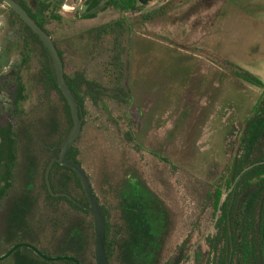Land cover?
I'll use <instances>...</instances> for the list:
<instances>
[{
  "label": "trees",
  "instance_id": "1",
  "mask_svg": "<svg viewBox=\"0 0 264 264\" xmlns=\"http://www.w3.org/2000/svg\"><path fill=\"white\" fill-rule=\"evenodd\" d=\"M13 1L51 37L80 116L90 106L110 121L114 119L113 110L124 112L131 104L127 81L131 15L139 14L143 22L148 21L161 10L141 15L145 7L170 0H68L74 7L71 12L59 11L60 6L44 0ZM78 2L81 13L76 10ZM8 10L16 25L9 42L19 46L20 64L9 104L4 112L0 108V256L16 244H27L46 257L69 256L80 264H95L90 214L66 197L52 196L45 184L46 167L57 158L72 128L68 105L58 89L44 46ZM109 10L129 16L85 31V40L79 37L90 47L85 56L53 39L51 25L63 23L59 12L74 20H93ZM0 63L1 68L2 59ZM231 75L259 88L261 93L240 128L226 140L228 161L215 174L207 195L213 231L204 240V250L196 255L198 264H264V84L241 69L233 68ZM121 118L126 120L124 113ZM78 139L67 159L81 166L75 152ZM48 183L53 194H65L87 205L73 170L52 164ZM120 196V205L114 202L112 215L99 204L105 224L107 263L181 264L176 256L153 258L160 251L154 243L161 234L162 222L149 212L151 206L123 205V199L128 198L123 193ZM136 198L132 193L129 199ZM149 214L151 217L145 218ZM184 249L181 253L188 259L190 251ZM4 262L73 264L42 260L26 248L16 250L0 264Z\"/></svg>",
  "mask_w": 264,
  "mask_h": 264
},
{
  "label": "rangeland",
  "instance_id": "2",
  "mask_svg": "<svg viewBox=\"0 0 264 264\" xmlns=\"http://www.w3.org/2000/svg\"><path fill=\"white\" fill-rule=\"evenodd\" d=\"M44 1L60 6L62 12L71 7L68 0ZM200 1L153 3L141 15L161 13L145 22L139 14L131 15L127 81L132 108L113 110L114 119L109 121L88 106L75 147L97 199L110 215L127 189V179L139 178L145 200L159 204H150L149 212L169 226L165 258L174 255L181 264H198L196 255L213 231L207 195L215 174L228 161L226 140L240 128L261 93L231 71L241 69L264 84V0H223L214 6ZM75 6L81 13L79 2ZM58 15L63 23L51 25L53 39L74 47L81 56L90 49L79 39L85 40V31L129 16L114 10L93 20ZM15 26L8 8L0 3L3 112L20 64L19 46L9 42ZM122 113L134 124L129 131L133 143L122 135L126 129ZM183 248L190 251L188 259Z\"/></svg>",
  "mask_w": 264,
  "mask_h": 264
},
{
  "label": "water",
  "instance_id": "3",
  "mask_svg": "<svg viewBox=\"0 0 264 264\" xmlns=\"http://www.w3.org/2000/svg\"><path fill=\"white\" fill-rule=\"evenodd\" d=\"M1 2L9 8L18 18L27 26L31 32L37 36L39 41L44 46L50 60L52 63V67L54 69L55 80L60 90L63 98L65 99L69 111L70 116L72 119V128L68 134V137L65 143L62 145L59 155L56 159L51 160L45 170V184L48 189V192L55 197H66L71 200L75 205L81 207L85 211H87L92 219L93 225V235H94V249H93V256H94V263L95 264H108L107 257H106V249H105V224H104V217L102 210L98 204V201L94 195V192L91 187L90 180L85 173V171L77 164L69 161L67 159V155L71 148L73 147L75 141L77 140L82 126V120L79 117V108L75 99L73 98L72 94L70 93L63 73V65L58 56V53L55 49L53 41L51 37H49L41 28H39L27 15V13L13 0H1ZM57 163L60 166L65 168L71 169L76 174L79 182L81 184L83 193L87 200V205H82L73 200L71 197L65 194H53L51 188L48 183V175L51 169L52 164ZM26 248L32 251L36 256L40 259L49 261V262H59V261H67L73 264H80L76 259L69 257V256H62V257H46L45 255L41 254L37 249L32 247L31 245L27 244H16L12 246L5 254L0 256V262L5 261L8 259L16 250Z\"/></svg>",
  "mask_w": 264,
  "mask_h": 264
},
{
  "label": "flooded vegetation",
  "instance_id": "4",
  "mask_svg": "<svg viewBox=\"0 0 264 264\" xmlns=\"http://www.w3.org/2000/svg\"><path fill=\"white\" fill-rule=\"evenodd\" d=\"M130 108H132V104H130L125 110H129ZM85 116H86V114L83 116V117H81L80 116V112H79V117L81 118V120H82V126H81V131H82V128H83V126H84V120H85ZM125 117H126V120L124 119L123 121H122V123H124V127H126V129H124L125 131H124V133H122V135H123V137L124 138H127V140L129 141V142H132L133 143V141L129 138V131H130V127L131 126H133L134 124H133V122H131L130 121V117H129V115L127 114V115H125ZM113 125L114 126H116V127H118L119 125H118V123L116 122V121H113ZM118 130V129H117ZM80 131V132H81ZM59 155V154H58ZM58 157V156H57ZM80 166V165H79ZM83 170H84V168L82 167V166H80ZM85 171V170H84ZM86 173V172H85ZM87 174V173H86ZM87 176H88V174H87ZM88 178H89V176H88ZM89 180H90V178H89ZM138 180H139V178L138 177H133V178H128L127 179V182H126V186L128 187L127 189H128V191H127V193H124V190H123V195H126L127 196V198L128 199H123V201H125V202H122L121 204H123V205H131V206H137V205H142V206H144V205H149L150 206V204L152 205V204H155L156 203V201L153 199V201L152 202H149V201H145V200H143V199H141V198H143L144 197V195H143V193H141L142 194V197L140 198L139 197V194H140V190H141V185L138 183ZM90 183H91V181H90ZM139 185V186H138ZM91 187H92V184H91ZM127 189H125V192H126V190ZM92 190H93V188H92ZM131 190H132V193L135 195V197H137L136 199H129V198H131L132 197V193H130L131 192ZM94 192V191H93ZM94 195H95V193H94ZM95 197H96V195H95ZM145 198V197H144ZM96 199H97V197H96ZM118 199H119V197H118ZM117 200V199H116ZM158 201H160V199H157ZM87 201V200H86ZM97 201H98V204H100L99 203V200L97 199ZM115 203H116V201H115ZM117 204L118 205H120L118 202H117ZM157 205H159V204H155L154 206H157ZM100 206V205H99ZM101 208V207H100ZM139 211H141V209H139ZM147 217H151L150 216V214L149 215H146L145 216V218H147ZM161 228H163L162 230H160V235H159V238H158V240L157 241H155V243H154V245L158 248V250H156V251H159V252H155L154 254H153V258H161V259H167V258H165V255H164V252H163V250H164V243H165V241H166V233H167V231H168V229H169V226H168V224H165L164 222L163 223H161ZM157 253H159V254H157ZM174 256V255H173ZM173 256H171V257H173ZM106 257H107V254H106ZM93 259H94V256H93Z\"/></svg>",
  "mask_w": 264,
  "mask_h": 264
},
{
  "label": "crops",
  "instance_id": "5",
  "mask_svg": "<svg viewBox=\"0 0 264 264\" xmlns=\"http://www.w3.org/2000/svg\"><path fill=\"white\" fill-rule=\"evenodd\" d=\"M209 1L212 2V5H211V6H214L216 2H219V3H221V4L224 3L223 0H201L200 2H203V3H209ZM207 5H208V4H207ZM211 6L208 5V7H211ZM203 11H204V10H203ZM206 12H207L208 14H210V16H211V13H210L209 10H207Z\"/></svg>",
  "mask_w": 264,
  "mask_h": 264
},
{
  "label": "built area",
  "instance_id": "6",
  "mask_svg": "<svg viewBox=\"0 0 264 264\" xmlns=\"http://www.w3.org/2000/svg\"><path fill=\"white\" fill-rule=\"evenodd\" d=\"M73 9H74L73 7H66V6L63 7L64 12L73 11Z\"/></svg>",
  "mask_w": 264,
  "mask_h": 264
}]
</instances>
